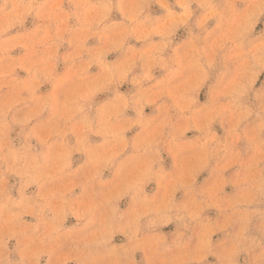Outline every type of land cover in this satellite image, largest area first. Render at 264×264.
<instances>
[{"label": "clouds", "instance_id": "1", "mask_svg": "<svg viewBox=\"0 0 264 264\" xmlns=\"http://www.w3.org/2000/svg\"><path fill=\"white\" fill-rule=\"evenodd\" d=\"M0 264H264V0H0Z\"/></svg>", "mask_w": 264, "mask_h": 264}]
</instances>
